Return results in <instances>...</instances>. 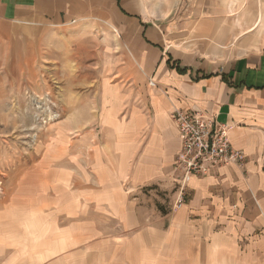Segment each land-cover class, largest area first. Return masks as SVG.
<instances>
[{
    "label": "crops",
    "instance_id": "obj_1",
    "mask_svg": "<svg viewBox=\"0 0 264 264\" xmlns=\"http://www.w3.org/2000/svg\"><path fill=\"white\" fill-rule=\"evenodd\" d=\"M62 5L0 0V15L3 24L49 27ZM263 7L264 0H194L182 24L143 26L150 45L136 54L141 71L133 78L141 102L131 100L133 89L119 93L129 103L126 127L115 131L101 116L113 141L104 142L106 157L94 159L92 183L54 173L47 162L16 178L12 201L0 208V264H264V46L251 42L264 37ZM187 32L196 39L191 50L175 45ZM175 110L228 126L230 144L245 157L191 177L178 210ZM153 193L168 202H154ZM87 210L94 221L84 218ZM23 230L47 235L21 237Z\"/></svg>",
    "mask_w": 264,
    "mask_h": 264
},
{
    "label": "rangeland",
    "instance_id": "obj_2",
    "mask_svg": "<svg viewBox=\"0 0 264 264\" xmlns=\"http://www.w3.org/2000/svg\"><path fill=\"white\" fill-rule=\"evenodd\" d=\"M194 9V0H63L49 27L3 24L0 15V208L12 201L16 178L37 164L92 183L94 159L106 157L104 142L113 141L102 132L101 116L119 131L129 107L119 93L133 89L131 100L141 102L133 78L141 71L137 55L149 48L142 27L182 24ZM262 16L264 29V7ZM14 33L22 38L10 39ZM186 35L175 45L191 50L196 39ZM258 40L264 46V37L251 42ZM151 197L168 202L158 193ZM84 218L96 219L89 210ZM46 235L23 230L21 237ZM81 252L95 250L84 246Z\"/></svg>",
    "mask_w": 264,
    "mask_h": 264
},
{
    "label": "built area",
    "instance_id": "obj_3",
    "mask_svg": "<svg viewBox=\"0 0 264 264\" xmlns=\"http://www.w3.org/2000/svg\"><path fill=\"white\" fill-rule=\"evenodd\" d=\"M181 142L174 170L180 173L173 208L178 210L186 198L191 177H207L217 168L242 165L245 157L228 139L229 128L199 111L175 110L170 115Z\"/></svg>",
    "mask_w": 264,
    "mask_h": 264
},
{
    "label": "bare ground",
    "instance_id": "obj_4",
    "mask_svg": "<svg viewBox=\"0 0 264 264\" xmlns=\"http://www.w3.org/2000/svg\"><path fill=\"white\" fill-rule=\"evenodd\" d=\"M261 18H262V14L260 13L259 16H258V21H257V25L259 24V22L261 21Z\"/></svg>",
    "mask_w": 264,
    "mask_h": 264
},
{
    "label": "trees",
    "instance_id": "obj_5",
    "mask_svg": "<svg viewBox=\"0 0 264 264\" xmlns=\"http://www.w3.org/2000/svg\"><path fill=\"white\" fill-rule=\"evenodd\" d=\"M180 71V70H179Z\"/></svg>",
    "mask_w": 264,
    "mask_h": 264
}]
</instances>
